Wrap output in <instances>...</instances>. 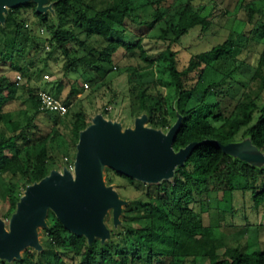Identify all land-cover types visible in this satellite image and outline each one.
Instances as JSON below:
<instances>
[{
    "label": "trees",
    "instance_id": "16d2710c",
    "mask_svg": "<svg viewBox=\"0 0 264 264\" xmlns=\"http://www.w3.org/2000/svg\"><path fill=\"white\" fill-rule=\"evenodd\" d=\"M52 1L55 16L36 12L33 2L9 10L5 24H0V65L9 62L18 74L30 78L32 52L37 54L47 42L50 50L46 52V62L60 50L70 60L63 77L71 89L63 102L68 107L76 91L84 89L89 72L95 74L91 81L98 83L111 71L115 53L123 48L120 59L134 62L124 68L130 84L132 113L139 116L147 112L150 126L168 130L174 124L169 115L176 118L177 109L183 123L174 141L176 150L195 141L214 139L229 144L248 135L264 151V101L259 103L257 94L252 97L247 91L253 75L264 71V49L253 65V75L246 84H238L234 73L239 66L227 71L219 68L222 57H229L232 52L233 31L228 39L208 50L194 52L192 46L198 36L217 23L218 17L236 15L241 10L255 37L264 28V0H232L231 8L228 2L224 8L219 7L217 0ZM28 8L33 10V19L22 17V10ZM41 29L48 36H42ZM237 35L244 38L241 33ZM145 38L165 43L157 58L148 56L143 45ZM92 39L100 47L91 46L90 55L79 58L87 70L79 78H71L69 73L77 72L71 61L78 52L73 40L87 46ZM181 49L189 54L183 67L178 56ZM150 70L167 75L174 90L171 105L169 96L157 88L164 83L163 76L159 74L161 78L157 79ZM212 75L219 78L212 79ZM261 81L264 88V74ZM14 86V79L10 81L0 73V101L13 97ZM38 90L27 89L34 113L25 118V125L20 119H13L9 110L0 108V215L4 219L15 211L26 186L55 168L57 135L67 130L76 149L79 132L89 124L81 110L69 116L68 109L55 117L51 115L54 112L40 111ZM36 119L47 120V130L43 132ZM28 135L35 140L20 147L19 142ZM63 157L66 159L65 153ZM66 163L70 164L60 161V165ZM118 175L131 184L145 185L146 191L140 192L144 199L132 198L133 202L124 207L123 224L111 229L109 240L101 243L96 239L89 244L85 236L69 232L49 212V227L43 230L41 239L44 249L26 250L21 260H0V264H264V249L247 240L224 242L215 237L214 230L221 223L229 224L228 214L236 225L232 203L235 191L250 192L254 209L264 211V167L251 166L216 145L207 144L196 148L177 167L170 181L146 184ZM213 206L219 216L216 226L205 223Z\"/></svg>",
    "mask_w": 264,
    "mask_h": 264
},
{
    "label": "water",
    "instance_id": "95a60500",
    "mask_svg": "<svg viewBox=\"0 0 264 264\" xmlns=\"http://www.w3.org/2000/svg\"><path fill=\"white\" fill-rule=\"evenodd\" d=\"M33 2L36 12L55 16L50 0H0V24L6 22L10 9ZM177 119L168 129L148 125V113L134 119L133 126L124 127L121 121L97 113L79 132L72 167L63 165L26 186L9 219L0 215V260L11 263L23 258L22 252L34 249L41 252L40 228L46 229L52 212L69 232L85 236L89 244L99 239L105 243L112 232L106 223L112 214L113 229L122 222L124 207L130 199L123 198L113 184L106 180L111 169L146 184H159L175 177L196 148L213 144L235 159L251 166L264 167V151L250 136L240 141L222 144L205 139L191 142L178 150L174 141L183 123Z\"/></svg>",
    "mask_w": 264,
    "mask_h": 264
},
{
    "label": "rangeland",
    "instance_id": "374dc122",
    "mask_svg": "<svg viewBox=\"0 0 264 264\" xmlns=\"http://www.w3.org/2000/svg\"><path fill=\"white\" fill-rule=\"evenodd\" d=\"M88 1L91 3H99L102 0ZM217 1V5L221 8L227 6V2L228 7L231 8L233 5L232 0H224V3H222V0ZM202 2V0H198V3ZM209 6L208 8H210ZM22 17H31V19H33L32 8L23 9ZM216 21L217 23H215V25L212 26L206 34L198 36L197 39L192 42V46H195L193 51L201 52L208 50L213 45L222 43L228 39L230 33L233 31L235 33V42L232 47V52L229 57H222L219 68L223 71H227L234 69V66L236 65L239 66L237 67V71L234 73L236 83L240 84L239 82H242L246 84L245 82H247L249 77L253 75V65H255L259 53L264 49V28H261L259 34L255 37L253 34H250L252 27L251 25L246 24L245 13L243 10L239 11L236 15L231 14L218 17ZM41 33L42 36H48L44 30ZM240 33L243 34V39L237 35ZM73 44L78 49V52L71 57V61L74 65H76L77 72L69 73V76L77 79L84 73L85 70H87V67L79 60V58L84 55H90V52H92L91 46L96 48H99L100 46L99 44L94 43L93 39L87 44V46H81L79 42L75 40H73ZM143 45L148 56L153 59L157 58L166 46L165 43L152 41L147 38L143 40ZM49 50L50 48L46 42L43 50L37 54H34L33 52L30 54V57L34 59V64L30 68L31 77L24 78L21 76L20 84L12 87L14 89L13 97L11 99L8 98L0 101V108L3 110H9L12 114V118L20 119L23 125L26 124L25 118L31 117L34 113V108L27 92L28 88L46 89L62 102H64V98L71 90L68 81L63 79L65 74L68 72L67 68L70 60H67L62 52L58 50L45 62L44 59L47 56L46 52ZM124 52L123 48H120L118 52L115 53L111 71L106 73L98 83L94 84L93 81H91V76H95V74L93 72H89V75H91L87 76V79L84 81V89L79 92L76 91L75 98L68 105L69 116H72L74 112L81 110L85 113L88 123H90L93 116L97 113L103 112L106 118L121 121L124 127L133 126L136 116L131 110L132 107L129 93L130 84L128 82V75L124 68L128 67L129 64L133 65L134 62L133 60H124L123 58L120 59ZM178 56L180 60L179 64L183 67L187 63L189 54L181 49ZM119 62L121 63L119 64ZM148 72L149 70H147V74ZM0 73L5 74L10 81H13L15 74H18L19 71L13 69L10 63L6 62L0 65ZM151 73H154L156 75L155 78L157 79L161 78V75L163 76L164 83L157 85V88L162 93L169 96L168 105H171L174 101V90L173 86L167 79V75L155 70L154 72H151L150 70V74ZM263 74L264 71L262 74L259 72L254 74V77L249 81L247 86V91L252 97L257 94L256 97L258 98L257 100L259 103L264 101V88H262L261 83V75ZM218 78L219 76L215 77V75H212V79ZM85 84H87V86H85ZM239 87L240 86L237 88ZM221 93L223 95L225 94L223 91ZM230 93H232V91ZM226 99L228 100V98ZM55 113L56 112L51 114L52 117L58 116V113ZM169 117L172 122H175L177 119V117L175 118L172 114H170ZM47 122V120L44 121L36 119V123L40 126V129L43 132L44 130H47ZM0 128H2V125H0ZM5 129L7 130V128ZM241 135L242 132L238 135V137L240 138ZM34 140V136L28 135L27 138L19 142L18 145L22 147L28 142H32ZM54 146L55 156L58 157V162L55 163L54 167L61 170L63 165H60V161L65 162V160L70 163L68 166L72 167L76 149L75 145H73V143L69 140L67 130H63V132H60L57 135ZM64 153L66 154V159L63 157ZM105 174L106 180L109 181L111 179L110 184L115 186L116 190L123 198L130 199V203L133 202L132 198H145L143 196L141 197V195H144L143 193L140 194L141 191L145 193V185H141L136 182L131 184L126 178H123L118 175V172L111 169H107ZM136 187L138 188V191L135 189ZM232 203L235 209L234 222H236V225L231 223V215L228 214L227 221L229 224L226 226L221 223L220 226L218 225L215 227V237L227 243H233L236 241L244 242L247 240L248 242L253 243V246L256 245L264 249V211L262 209L260 211L254 209L250 192L242 194L240 191H235ZM218 222L219 216L216 211V206H213L210 215L205 220V223L216 226ZM106 223L110 229H113L111 213L107 216ZM43 230V228H40L41 239L44 238ZM25 251L26 250L22 252V255ZM200 263L201 261L197 264Z\"/></svg>",
    "mask_w": 264,
    "mask_h": 264
},
{
    "label": "built area",
    "instance_id": "2783aa9c",
    "mask_svg": "<svg viewBox=\"0 0 264 264\" xmlns=\"http://www.w3.org/2000/svg\"><path fill=\"white\" fill-rule=\"evenodd\" d=\"M40 31L42 32L43 29ZM20 81L21 75L16 74L14 78L15 85H19ZM85 86H87V84H85ZM37 98L40 111L56 112L59 115H63L68 111L67 105L46 89H39L37 92Z\"/></svg>",
    "mask_w": 264,
    "mask_h": 264
}]
</instances>
